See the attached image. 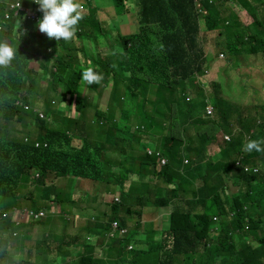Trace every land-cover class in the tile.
Returning a JSON list of instances; mask_svg holds the SVG:
<instances>
[{"label":"trees","instance_id":"trees-1","mask_svg":"<svg viewBox=\"0 0 264 264\" xmlns=\"http://www.w3.org/2000/svg\"><path fill=\"white\" fill-rule=\"evenodd\" d=\"M87 1L80 0L86 5ZM131 2H136L138 12ZM231 2L249 14H264V0H116V10L119 13L121 10L136 12L140 25L138 31L120 38L121 41L117 40L118 44L121 42L124 45V52H118L117 57L102 55L96 58L91 48L84 47L83 41L90 43L93 39L97 40L96 33H111V28L101 26L98 7L84 11V18L79 22L73 38L75 48L72 47L73 40H50L44 33L28 32L32 39L27 42L35 41L38 48L37 72L29 73L26 60L19 57L8 67H0V105L4 113L0 130L6 133L5 139L0 138V211L17 209L23 192L33 187L45 203L67 202L73 206L71 209L67 207L61 217L62 230L65 231L72 213L77 212L78 203L69 200L65 191L58 189L57 185H51L46 193H43V188L48 176H71L80 179V183L87 180L104 184V190L109 187L122 189L121 202L111 205L112 215L108 221L97 220L88 229L89 235L102 238L98 245L101 256H95L97 247L87 241L83 264H175L178 256L184 258L185 264H264V234L260 230L264 221L243 223L240 199H234L225 187L229 175H234L237 181L242 179L244 186H251L256 180L264 184V170L257 175L244 174L236 166L240 157L247 165L256 156L264 160V152L246 153L242 150L247 139L264 138V83L260 72L263 64L257 66L255 63L259 58L254 59L264 56V15L260 22L250 27V31L238 21L240 17L236 10L237 16L232 12L228 17L223 14L226 12L223 7ZM23 4L26 7L36 6L32 0H23ZM227 20L230 22L225 23ZM117 30L119 28H112V32ZM214 31H217L214 54L218 56L223 52L241 59L243 63H240L238 71L243 70L247 80L257 89V94L247 98L246 111L239 113L243 119L236 124L230 121L235 107L223 100L220 82L201 84L213 85L209 88L210 96L195 83L210 72L218 73L217 65L207 57L204 46L209 33ZM89 65L104 77L94 87L81 81V71ZM248 67L252 69L248 70ZM39 80L49 84L50 90L59 87L66 91L63 92L62 111L56 112L55 105L46 104L45 108L50 106L51 109L49 116L52 118L49 121L39 120L35 112L31 113L37 124L34 136L39 146H35L36 142L28 144L24 140L26 131L19 128L27 122L29 107L33 109L40 105L34 87ZM188 86L192 88L191 99L180 115L176 109L180 107V98L186 100L190 97ZM247 87L251 90L249 84ZM96 88L100 92L99 102L90 93V90L97 93ZM106 89L110 91L106 92ZM19 90L26 94L21 95ZM86 90H89L88 95ZM103 96L107 98L106 107L102 106ZM210 103L217 116L216 123L204 116ZM87 111H92L95 122L83 118ZM173 115L182 117L185 129L181 132L169 126L161 146L154 147L170 161L168 166L158 170L157 161L145 149L151 141H156L158 134L163 133L162 124H166ZM257 119L261 121L257 123ZM133 121L139 124L132 125ZM194 123L213 136L220 130L229 133L230 141L221 148L220 162L212 169L210 166L206 170L202 168V161L209 159V133H199V140L193 143L189 128ZM252 129H257V133L250 134ZM182 156L191 158L187 176L176 170ZM261 162L264 165V161ZM251 165L261 166L256 161ZM197 183L198 187L195 186ZM161 184L170 190L169 195L164 194ZM185 184L189 186L187 191L183 189ZM190 186L193 188L190 189ZM183 191L184 194L179 195ZM29 194L32 200H27L33 202V211L22 227L40 222V230L43 221L35 220L34 216L42 208L36 207L33 191ZM189 195L198 197V202H185ZM101 197L103 204H110L111 196L110 199L105 195ZM96 200L94 197L93 202ZM170 204L176 206L170 219L171 229L163 231L162 241H155L152 246H148L153 239L150 234L148 241H141L142 248L135 245L130 248L131 239L107 234L109 223L113 220H118L123 227L127 226L130 217L136 214L132 209L135 205L139 208L138 216H147L150 215L149 207ZM122 210L126 213L124 217L119 216ZM212 215L220 217L222 232L230 237L222 236L223 243L215 242L207 250L206 241L211 238L209 231L213 224L209 216ZM14 221L0 216V230L5 225H14ZM242 224L244 228L247 225L249 228L242 230ZM140 225L138 221L137 226ZM152 228L155 236L157 228ZM40 237L42 240H36L35 246H50V242L55 241L50 234ZM21 239L19 250L27 255L26 247L22 245L26 237ZM255 240L259 243L258 247L246 243ZM240 241L244 242L241 247ZM3 243L0 241V264H17L10 263L8 253L10 256L12 253ZM127 254L131 256L126 258ZM20 256L22 258V254Z\"/></svg>","mask_w":264,"mask_h":264},{"label":"rangeland","instance_id":"rangeland-1","mask_svg":"<svg viewBox=\"0 0 264 264\" xmlns=\"http://www.w3.org/2000/svg\"><path fill=\"white\" fill-rule=\"evenodd\" d=\"M90 1L92 2V4H90ZM131 4H132V7L134 9L136 8V11L138 12V6L136 2L134 4L131 2ZM232 4H235V3L231 2V5ZM83 5H84V11H87V8L88 9L93 8V7L99 8V12H100L99 20L102 24L101 26H110L111 28H119L120 31H122L126 35L129 34L130 32L138 31L140 29L139 18L137 16V13L128 12L126 10H121V12L119 13V10H116V0H88L87 5L85 3H83ZM126 5H127V2H126ZM233 8L237 9L240 12V18L242 22L245 24L244 25L242 23L243 26H247V28H249V30L252 31V29L248 27V25H250L249 21H252V19L247 15L246 13L247 11H245L241 7H230L228 5L227 7H223V9L226 10V12L223 14L226 17H228L230 13L232 12L235 16H237ZM87 13L88 12H86V14ZM227 22H230V20H227ZM220 27H223V26H220ZM26 29L27 31H31L34 29V25H27ZM232 30H235V29H232ZM36 32L41 33L38 28ZM115 32L116 31L114 32L111 31L112 34H115ZM228 32H227V35H228ZM19 33L20 32L18 30L9 31V32H1L0 40L7 39L8 42L11 43L13 47H16L19 51L23 50L27 52L28 56L21 54L19 57L21 60H26L27 66H29L30 61H31V65H33L35 64L34 60L38 58L37 55L33 56V54L38 53V48L36 46L23 47L22 42H20L19 40ZM216 36H217V31L210 32L209 39L208 41L204 42L205 43L204 46L207 50L206 51L207 57L211 58V60L215 62V65H217L218 73L210 74L211 73L210 72L209 76L204 75L203 78L201 79V82L204 84L207 83L208 81L215 82L218 80L220 82L222 96H224V98L228 102H230L231 106L235 107L234 111L232 112L233 115L230 117V121L236 124L237 121L243 119L239 113L246 111L247 98L257 94V89L254 87V85L250 81L247 80V78L244 75L243 70L238 71V67L240 66V63H243L241 59L235 58V56L233 55H228L226 59V56L223 53L225 56V60L224 59L219 60L218 56L214 54V40ZM84 43L85 45H87V42H84ZM101 43L104 44L105 46L102 49L100 48L98 41H96L95 39L92 40V44L90 45V48L94 51V56L96 58L99 56L101 51H102V55H111V56L116 55V47L112 41L109 43L108 46L107 44H105V41L103 39H101ZM73 46H75V44H73ZM119 47L121 48L120 53H123L124 45L121 42L119 44ZM242 57L245 58V56H242ZM254 59L257 60V57H254ZM261 63L263 64V66L260 72H261L262 82L264 83V61L262 59H258L255 64L259 66L261 65ZM247 69L251 70L252 67H248ZM232 75H234L235 78H233ZM196 83L198 84V81H196ZM247 84L251 86V90H249V88L247 87ZM198 86H201L202 88H204L207 95H209V88L212 86V84H208L207 86L204 85V87L198 84ZM48 88L49 86L47 85V87L39 93V96L41 97V102H40L39 107L33 108V109L29 107L30 114L26 118L27 122L19 128L21 130L26 131L24 134L25 136L24 140L28 144L36 142L35 141L36 139L34 136L35 135L34 128L37 127L36 126L37 124L34 122V119L31 117L32 112L36 113V116L38 117L39 120L49 121L52 118L51 116H49L50 114L49 111L51 109H50V106L44 109L46 100L49 103V105L54 100L55 106L53 108L56 110V112L62 111V108H61L62 93L65 92L66 89L65 88L59 89L58 87L57 91L54 90L50 94L47 95ZM86 91L87 92L85 94L88 95L89 90H86ZM189 92H190L189 96H191L192 89H189ZM90 93H92V95L94 94L95 100L99 102L98 93L100 92L98 91V89H97V93H93L91 92V90H90ZM102 106L104 107V96L102 99ZM43 109L45 110V112H47V114L43 112ZM207 112L211 114L212 109L208 108ZM3 114L4 113L0 112V121H1V116ZM212 116L214 117L210 119L216 123L217 116L214 110H213ZM260 121H261L260 119H257V123ZM138 124L139 123L137 121H133L132 125H138ZM162 125L164 127L163 133L158 134V136L155 137L157 138L155 139L156 141H151L152 143L149 145L153 149L154 147L161 146V143H162L161 140L164 136L168 134L169 126H172L181 132H184L183 130L185 129V126L183 125L182 117H180V115L178 116L173 115L172 118L168 120L166 124L163 123ZM193 129L196 130V135L192 137L194 141H196V136H198L199 133H204V132L209 133V136H210L209 150L211 154H213V155H210V157H211V161L214 162L215 156L219 153L217 151V146L221 149L226 145V143L223 142L225 138L224 135H229V133H225L223 132V130H221L215 136H213L207 129L201 126H198L197 123H194L193 125H191L189 128V131L193 133L194 132ZM235 129L237 128L235 127ZM254 132L257 133V129H252L250 131V134ZM5 137H6V133L3 130H0V138L5 139ZM35 146H39V143L36 142ZM216 151L218 153L214 154ZM180 159L185 162L187 161L186 163L185 162L183 163L184 165L183 172L185 173L187 167H188V170H190L191 158L182 156L180 157ZM261 160L264 161L263 159H259V158L257 159V156H256V158L253 159L249 165L242 163L238 167L242 169V172H244V174L257 175V173H260L261 171L264 170V165L261 162ZM253 161L258 162L259 164H261V166L259 165L258 167H253L251 165ZM203 162L205 164L202 166V168L205 170L207 169L206 164L215 166V164L211 163L209 160L208 161L206 160ZM219 162L220 161H218L217 164ZM45 183H46V186L43 188V193H46L51 187V185H55V186L57 185L58 187H60L58 189L65 191V193L67 194V198L69 200H73L77 202L83 199L76 206L75 210L77 212L75 214L72 213L71 215L72 220L70 222H67L68 231L66 233V234H70L74 230L73 217L75 215L79 216L81 214V220H79L77 223L78 224L77 225L78 234L83 237V243L80 247V251H79L78 246H76L72 242L65 243L64 240L61 238L63 230H62L61 225L58 224L57 221L59 218L62 217V214H57V215L50 214L48 204L43 201L42 197L40 196V193H37L33 189V187H30L29 189L23 192L21 196L22 198L20 199L19 204H18L19 207L17 209H10L9 211L3 209L2 211H0V216H4L5 214H8V215H13L15 218V221L13 222L14 225H5L4 226L5 228L0 230V241L2 243L5 242L3 244L6 246V249L12 253V256H10V254L8 253L10 263H17V264L20 263L21 261L20 255L22 254V259L25 258L26 264H56L57 261L63 256L60 251L62 250L63 254L68 255V257L64 260V264H81V258L79 256V253L82 252L83 247H84V242H86V238H87L86 229L88 227L93 226V225H90L88 222L89 220H91V218L88 219V221H85V219L82 217L86 215L85 213H87L88 216H95L97 220H107L111 216L112 209L110 205L102 203L101 195L102 196L105 195L108 199H110V196L116 194L117 189L115 187H109L108 190H104L106 188L104 184H101V183L94 184L91 182H87V180H83L82 183H80L79 179L65 177L62 175H59L58 177L51 176L50 178L48 176L45 180ZM243 183L244 181L242 179H239L237 181V180H234V175H229V178H227L225 187L227 191L233 196L234 199L236 197H239L240 202L242 204V210H244V212H241L242 221L243 223H248L249 222L248 209H250V207H252L253 205H257V207H261L260 201L261 200L264 201V198L263 197L261 198V193H259V192L264 191V186L261 183L257 182V180L254 181L251 186H244ZM195 186L198 187V183ZM192 188L193 187L190 186V189ZM125 189L128 190V185L125 186ZM183 189L184 191H187L189 189V186L185 184L183 185ZM239 189H241L244 192V194L239 196L237 192ZM119 190H121V187H118V191ZM31 191H33V199L38 205L36 207L42 208V210H39L41 211L40 213H44L45 211H46L45 213H47V217L43 220V223H42L43 225L42 224L40 225V230H39L40 222L37 223L38 225L29 223L28 225L25 226V228L22 227V224L26 222V215H30L31 212L33 211L32 210L33 202L27 200V199L32 200V196H30L29 194ZM184 191L179 193V195H183ZM94 197L97 198L95 203L93 202ZM184 201L191 202V203H197L198 197L196 196L191 197V195H189L188 198H185ZM232 201L230 203H232ZM176 202L177 201H175V203ZM64 204L69 209L73 207L69 203H64ZM151 208L153 209V212L150 215L146 216L145 214H142L138 216L139 208L136 205L133 206L132 209L136 213L135 217H132V218L130 217V220L127 222V226L120 231L121 234L125 235V238L127 239L131 238V242L137 248H142L144 246L141 243V241L143 240L144 236L145 238L148 239L149 234L151 238L153 239L149 241L148 246L154 245L155 240L162 239L161 232L165 230H166L165 232H167V229H169L170 223L172 224V221L170 219H171L172 213L175 211V208H176L174 204H170L168 206H165L164 208H158V207H151ZM260 211H263V209H261ZM255 212L259 213L258 214L259 218H262V215L260 214L258 209L255 210ZM40 213L39 215L41 218L46 216V215L42 216ZM231 215L234 217L233 213H231ZM121 216H125V213H121ZM209 217L210 219L213 217V221L216 222V224H212L210 227L209 233L211 235V238L209 241H206L207 243H206L205 248L207 250H209L213 246L215 241H220L223 243L224 240L222 236L224 238L225 237L229 238L228 235H225L222 232L220 217L217 215H212ZM138 221H140V223H144V227L137 226ZM153 226L157 228L156 229L157 234L155 236L153 234V230H154L152 228ZM242 227H244L243 224H242ZM48 234H50L51 236H54L55 238L54 242L52 241L50 242V246H47L48 244L40 245V246L34 245V242L36 240H42L40 235H48ZM263 234H264V230H263ZM21 237H26L22 245L23 247L25 245L26 247L25 252L27 253V255L23 251L19 250L21 246V242H22ZM147 239L145 240L148 241ZM97 241L98 239L96 240V242ZM243 243H244L243 241H240L239 247H241ZM246 243L254 247H258L259 245L257 240L247 241ZM96 256H99L98 252H96ZM130 256H131L130 254H127L125 257L129 258ZM178 261L180 262L178 263ZM175 264H185L184 258L182 256H178ZM197 264H200V263H197Z\"/></svg>","mask_w":264,"mask_h":264},{"label":"clouds","instance_id":"clouds-1","mask_svg":"<svg viewBox=\"0 0 264 264\" xmlns=\"http://www.w3.org/2000/svg\"><path fill=\"white\" fill-rule=\"evenodd\" d=\"M32 2L36 4L35 7H31V6L30 7H26L23 4V0H16L15 2L6 3L3 6L0 5V22H1L0 23V33L1 32H9V31L18 30L20 32L19 33V40H20V42H22V46L23 47H29V46H35L36 45L35 41L31 42V43L27 42V41L29 39H32V36L30 35L32 33L31 31H33V30L36 31L37 28L39 29V31L41 33L46 34L48 39H50V40L51 39H55L57 41H60V40L72 41L73 40V38L75 37V35L77 33L78 24L84 18V15H85L83 2H80V0H32ZM17 3H19L21 5V7H25L27 9L34 10L36 12V14H37L36 18L34 20L28 19V20L24 21V20L21 19V15L22 14L14 15L13 12H11V7H15ZM229 6L230 7H240L239 5H236V3L232 4V5L230 3ZM234 10H236L238 12V17H240V12L237 9H234ZM246 13L252 19V21H249L250 25H248V27H252L254 24L260 22L262 20V18H263V15H264L263 13H254V14H249L248 12H246ZM6 15H9V16L7 17ZM238 21L243 23L241 18ZM225 23H227V21ZM27 25H34V29L31 30V31H27V29H26ZM103 27H106L107 29L111 28L110 26H103ZM35 31H33V32H35ZM110 31H112V28L110 29ZM28 32H31V33H28ZM127 35L124 34L122 31H120V29L117 30L115 32V34L110 33V34L104 35V34L96 33V36L98 37L96 41H98L99 46H100L101 49L105 47L104 44L101 43V39H103L105 41V44H107V46L112 41L114 43L115 47H116V55L113 56V57H115V56L118 55L117 54L118 52H121V48L119 47V44H118L117 40H120V38L123 39ZM84 42H87V41H83V43ZM73 44H75V46H73ZM91 44H92V40H91L90 43L87 42V45L84 44V47L90 48ZM72 47L73 48L76 47V41H74V40L72 41ZM214 48H216V44H214ZM21 54L28 56L27 52H25L23 50L19 51L16 47H13L12 44L9 43L7 39L0 40V67H5V68L8 67L12 63V61L14 59H17V57H19ZM224 54H223V52L218 54L219 60H223V59L225 60V56H226V59H227V55L225 54V56H224ZM35 55H37V54H33V56H35ZM37 56H39V55H37ZM99 56H102V51L100 52ZM258 58L262 59L264 61V56L260 55L259 57H257V59ZM37 59L34 60L35 64L31 65V61H30L29 66H27V70H29V73L32 72V71L37 72V70H38ZM253 65H255V64H253ZM98 68H99V66H98ZM206 75L209 76V74H206ZM232 77L235 78L234 75H232ZM103 79H104L103 75L101 73H99L96 69H94L91 65H89L88 67L83 68L82 71H81V81H82V83H84L86 85H92V87H94L96 85H99L103 81ZM197 81H198V84H200V85L203 84L201 82V79H199ZM215 83H219V81L217 80V81H215ZM47 85H49V84H45V82L43 80H39L38 84L34 86L36 88V93L38 94V96H39V93L43 89H45L47 87ZM207 85H205V86H207ZM187 88H188V93L187 94H189V89H192V88L190 86H188ZM57 90L58 89H56V91ZM52 91H54V90L48 89L47 95L50 94ZM109 91H110V89H106V92H109ZM19 93L21 95H22V93L26 94L25 91H22V90H19ZM221 96H222V94H221ZM63 97H64V95L62 93V98ZM0 98H1V94H0ZM39 98H40V101H41V97L40 96H39ZM222 98H223V100L226 101L224 96H222ZM190 99H191V96L187 97L186 100L180 98V107H179V109L178 108L176 109L177 110L176 112H178L181 115L185 104ZM47 103L48 102L46 100L45 106H46ZM51 104L54 105V100L51 102ZM106 105H107V98L104 96V107H106ZM45 106H44V109H45ZM70 108H72V106ZM208 108L212 109V113L211 114H209L207 112ZM44 109H43V112H45ZM213 110H214L213 109V105L210 103L207 106L206 110H205V115L204 116L206 118H208V119L214 117V116H212ZM0 112L2 113L1 105H0ZM83 118L86 119L87 121H93V122L96 121L94 119L92 111L85 112ZM191 134H192V137L194 135H196V130H194L193 133L191 132ZM154 135L155 134H153V136ZM153 136H152V138H153ZM224 137H225L224 140H223L224 143L230 141L229 135H224ZM191 140H192L193 143H195V141L193 139H191ZM198 140H199V137L196 136V141H198ZM207 145H208V147H210L209 142L207 143ZM192 147H196V146H192ZM242 150L244 152H246V153H252L253 151L264 152V138L247 139L245 141V143L243 144ZM145 151H146V153L149 156L153 157L157 161V169L158 170H160V169H162L165 166H168L170 164V161H169L168 157H166V155L164 153H162V151L160 149H153L152 147L149 146V147H147L145 149ZM217 151L218 152L221 151V149L218 146H217ZM217 151L214 154L218 153ZM210 155H213V154H211V152L209 150V156H208L209 159L208 160L211 163L216 165L217 162L220 161L219 153L215 156V161L214 162L211 161ZM206 160H207V158L204 161H206ZM184 162L185 161L181 160V164L176 170L178 172H180L182 175L187 176L186 172H189V170H188V167H187L186 172L185 173L183 172V168H184L183 163ZM202 163L205 164L203 161H202ZM242 163H243L242 157H240L236 161V166L238 167ZM206 166H210V169H212L214 167V166L208 165V164H206ZM190 167H191V163H190ZM195 175H196V173L193 174V176H195ZM65 177H71V176H65ZM262 185L264 186V184H262ZM161 188L164 190V194L165 195H169V191L170 190L167 188V186L161 184ZM116 189H117L116 190V194L111 196V202L109 204L110 206L112 204H116V203H120L121 202L122 189L119 190V191H118V188H116ZM237 192H238L239 196L244 194V192L241 189H239ZM259 193H261V198L262 197L264 198V191L263 192H259ZM80 201L81 200L77 201V203H79ZM64 203H67V202H62V203L49 202V203H47L48 204V208H49V213L53 214V215L63 214V211L66 210V208H67V206ZM260 204H261V207H257V205H253L252 207H250V209H248L249 222L252 221V222L256 223L257 221H260V220L264 221V208H263L264 201L261 200ZM154 207H156V206H154ZM158 208H164V207H158ZM257 209L260 212V214L262 215V218H259L258 217L259 213L255 212V210H257ZM261 209H263V211H260ZM148 211L151 214L153 212V209L151 207H149ZM40 212L41 211H39L38 214H36L34 216V218L43 221L47 217V213H45L46 211L44 213H40ZM241 212H244V210L241 209ZM39 213L42 216H45V215L46 216L41 218ZM121 213H125V211L122 210L119 213L120 217H124V216H121ZM85 214L86 215H84L82 218H84L85 221H88V219L91 218V220H89L88 222H89L90 225L94 226L96 221H97L96 217L95 216H88L87 213H85ZM30 215H26V217H28ZM111 215H112V213H111ZM4 216L5 217H10L11 219L15 220L13 215L5 214ZM125 216H126V213H125ZM108 219L106 220V222L108 221ZM71 220L72 219H70L68 222H70ZM73 220H74V230L70 234H66L67 231H68V226H66L65 231H63V233L61 235V238L64 240L65 243L72 242L73 244L78 246L79 251H80V247H81V245L83 243V238H82L81 235L78 234V228H77L78 224L77 223H78L79 220H81V214L79 216L75 215L73 217ZM57 223L61 225V218L58 219ZM212 223L216 224V222L213 221V217H212ZM92 227H88L86 229V235H87L86 242L87 241L91 242V243L94 244V246L97 247L96 248V252L99 253V256H97V257H100L101 256V249L98 247V245H99V243H100L102 238L95 237L94 235H89L88 234V229H90ZM140 227H144V223H141ZM124 228L125 227L121 226V224H120V222L118 220H113L112 222L109 223V231H108L107 234L109 236H111V237H114L116 234H118L120 238H124L125 235L120 233V231L122 229H124ZM169 228L171 229V226ZM248 228H249V226H247L245 228L242 227V230L243 229L247 230ZM260 230L263 231L264 227L260 228ZM228 236L230 237V235H228ZM97 239H98V241L96 242ZM145 239H147V238H145V236H144L143 240H145ZM155 241L159 242V241H162V239L161 240H155ZM86 242H84V247H83L82 252L79 253V256L81 258V264H83L82 263L83 257H86V246H87ZM215 242H218V241H215ZM132 246H134L133 243L129 245L130 248ZM60 251H61L63 256L57 261L56 264H64V260L68 257L67 254H63L62 250H60ZM95 256H96V253H95ZM20 260H21L20 263L25 261L22 258Z\"/></svg>","mask_w":264,"mask_h":264},{"label":"built area","instance_id":"built-area-1","mask_svg":"<svg viewBox=\"0 0 264 264\" xmlns=\"http://www.w3.org/2000/svg\"><path fill=\"white\" fill-rule=\"evenodd\" d=\"M20 4L17 3L15 7H11V12H13L14 15H21V19L22 20H28V19H31V20H34L36 18V12L32 9H27L25 7H21V5L19 6ZM7 17L9 15H6Z\"/></svg>","mask_w":264,"mask_h":264},{"label":"crops","instance_id":"crops-1","mask_svg":"<svg viewBox=\"0 0 264 264\" xmlns=\"http://www.w3.org/2000/svg\"><path fill=\"white\" fill-rule=\"evenodd\" d=\"M16 0H0V5H5L6 3L15 2Z\"/></svg>","mask_w":264,"mask_h":264}]
</instances>
